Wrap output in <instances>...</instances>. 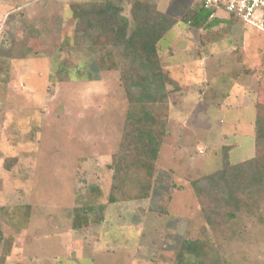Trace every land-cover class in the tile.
Masks as SVG:
<instances>
[{"label": "rangeland", "instance_id": "rangeland-1", "mask_svg": "<svg viewBox=\"0 0 264 264\" xmlns=\"http://www.w3.org/2000/svg\"><path fill=\"white\" fill-rule=\"evenodd\" d=\"M83 1L96 0H0V255L8 250L6 264H171L184 239L205 237L192 182L222 168L224 147L233 164L255 155L253 104L264 102V63L245 113L222 107L231 97L216 83L153 106L168 130L150 197L111 204L110 166L129 103L120 73L107 70L105 38V46L74 45L71 5ZM196 7L176 0L169 8L182 28L160 41L163 63L174 41H184L185 53L197 43L196 59L209 54L206 37L184 21ZM130 10L126 2L123 15L131 18ZM222 27L212 39L219 37L218 57L231 60L218 76L250 74L264 56V30L238 18ZM238 115L241 127H232ZM214 236L228 264H264V202L242 216L236 236Z\"/></svg>", "mask_w": 264, "mask_h": 264}, {"label": "trees", "instance_id": "trees-1", "mask_svg": "<svg viewBox=\"0 0 264 264\" xmlns=\"http://www.w3.org/2000/svg\"><path fill=\"white\" fill-rule=\"evenodd\" d=\"M126 2L131 5V18L123 15ZM200 5L184 16V21L196 29L210 26L208 21L215 12ZM71 10L74 45L105 46V38L111 48V57L105 60L107 70L120 73L129 103L119 149L110 166L109 202L146 200L157 173L162 138L168 130V117L155 116L152 107L167 104L170 96L181 90L159 54L160 41L178 21L150 0L83 1L71 5ZM230 149L224 147L219 171L192 182L205 219V237L184 239L171 264H228L215 233L236 236L242 216L264 202V102L255 105L254 157L233 164ZM169 199L167 196L163 205L164 213ZM2 239L0 234V242ZM8 257L4 249L0 264H6Z\"/></svg>", "mask_w": 264, "mask_h": 264}, {"label": "crops", "instance_id": "crops-1", "mask_svg": "<svg viewBox=\"0 0 264 264\" xmlns=\"http://www.w3.org/2000/svg\"><path fill=\"white\" fill-rule=\"evenodd\" d=\"M175 1L176 0H159L158 2H156L157 4L155 2L154 3L158 6V9L161 12L169 15V8ZM180 1L177 0L179 5L188 1H190L193 6H199L201 4L199 0ZM232 19H234V17L230 16L224 10L216 9L210 20L208 21V23H211L210 26L203 27L201 29L192 27V29L197 30V32L201 34V36L206 37L205 42L203 41V43H201V48L204 50L205 48L208 49L209 54H201L198 57L199 59H196L197 56L194 57L192 52L196 50L197 43H194V49L192 50V52L189 51L188 53H185V45H183L184 41H174L168 46L169 48L174 50L170 51L167 59L169 61L167 63H164L166 64V69L170 72L173 80L181 88L180 92H182L183 95H200L201 90H206L207 86L212 87L216 83L222 90H224V88L226 89V93H224L225 95L231 97L230 101H228V99L225 100L227 102H225L222 107H224V109L228 112L239 111L242 114L243 112L245 113L247 111V108L251 110L250 105L251 102L253 103V101H251L252 99L250 97H254L257 94V72H259V69L262 70L263 68L262 64L264 63V56L261 55V58H258L260 60L259 66L256 67L253 71L250 70V74L247 73L246 75H243L244 77H241L239 73L241 71V68L238 70L237 75L222 73V75L218 76L221 69H223L222 67L228 65L227 60L229 61L231 59L226 58L227 60L225 61L223 57H218L223 54V49L215 47V45L219 42V37H216V39H212V36L214 33L218 32V30L223 28L222 26L224 25V23H228L229 20ZM177 26L178 28H182L179 27V24ZM238 61L239 60H237V62ZM191 64L196 65V67L194 69H190L189 65ZM238 64L242 66V62L239 61ZM192 71L200 73V76H198V78H202V80H198L196 78L194 79V77H191V75L193 76L195 74H193ZM205 72H211L212 75L208 78H204ZM228 76H231L229 80L226 79V77ZM253 107H255L254 104ZM242 118L244 119V115H238V117L235 118L232 127H241V123L243 122Z\"/></svg>", "mask_w": 264, "mask_h": 264}, {"label": "built area", "instance_id": "built-area-1", "mask_svg": "<svg viewBox=\"0 0 264 264\" xmlns=\"http://www.w3.org/2000/svg\"><path fill=\"white\" fill-rule=\"evenodd\" d=\"M205 9H221L249 26L264 30V0H199Z\"/></svg>", "mask_w": 264, "mask_h": 264}]
</instances>
